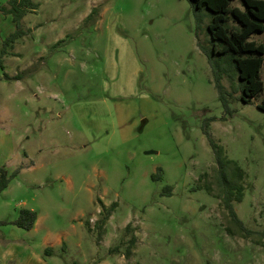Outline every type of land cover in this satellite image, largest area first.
Instances as JSON below:
<instances>
[{
    "label": "rangeland",
    "instance_id": "374dc122",
    "mask_svg": "<svg viewBox=\"0 0 264 264\" xmlns=\"http://www.w3.org/2000/svg\"><path fill=\"white\" fill-rule=\"evenodd\" d=\"M34 1L0 67V162L17 169L0 219L37 217L0 225V255L18 241L26 264H264V237L229 229L204 131L211 118L245 171L238 216L264 230V54L252 102L223 73L225 106L198 44L210 45L208 16L189 0ZM12 30L0 10V49Z\"/></svg>",
    "mask_w": 264,
    "mask_h": 264
},
{
    "label": "trees",
    "instance_id": "16d2710c",
    "mask_svg": "<svg viewBox=\"0 0 264 264\" xmlns=\"http://www.w3.org/2000/svg\"><path fill=\"white\" fill-rule=\"evenodd\" d=\"M234 0H189L197 19L208 16L206 29L210 45L198 41L202 51L206 54L211 64L214 85L218 96L226 106L227 91L222 83L225 71H234L238 80L239 98L245 102H252L253 97L263 89L260 68L264 54V0H239L240 5L233 4ZM8 6L0 3V10L10 13L14 22V30L10 31L3 39L0 49V67H3L2 56L7 52L6 46L25 33L22 27V17L26 12L33 10L37 3L34 0H7ZM252 33H262L263 40L257 41L249 38ZM223 60V61H222ZM227 62V69L222 70L221 63ZM5 78H19L20 73L10 75L3 72ZM256 106L264 110V96ZM211 118H207L204 131L214 152L216 162L214 180L217 185V196L227 209L232 232H243L245 235L253 233L264 237V230L256 231L244 225L234 207V201L243 197L245 177L244 169L233 159L228 158L222 146L210 135L207 126ZM17 169L7 172L4 164L0 162V191L7 187L11 177ZM209 189V186H208ZM104 206V203L101 202ZM37 211L33 208L21 207L18 215L13 220L0 219V225L11 222L19 227L30 229L36 220ZM46 252L51 251V246H46Z\"/></svg>",
    "mask_w": 264,
    "mask_h": 264
},
{
    "label": "crops",
    "instance_id": "0c3cea01",
    "mask_svg": "<svg viewBox=\"0 0 264 264\" xmlns=\"http://www.w3.org/2000/svg\"><path fill=\"white\" fill-rule=\"evenodd\" d=\"M20 242L15 241L13 246L7 245L3 247L2 255H0V264H8V261L15 260V264H26V244L22 246V249L19 247ZM18 244V246H17ZM20 248L21 251L15 253L17 249Z\"/></svg>",
    "mask_w": 264,
    "mask_h": 264
}]
</instances>
